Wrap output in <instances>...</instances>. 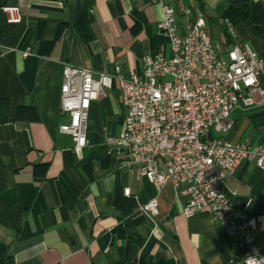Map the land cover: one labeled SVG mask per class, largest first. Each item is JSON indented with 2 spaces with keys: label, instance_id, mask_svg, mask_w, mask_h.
<instances>
[{
  "label": "crops",
  "instance_id": "1",
  "mask_svg": "<svg viewBox=\"0 0 264 264\" xmlns=\"http://www.w3.org/2000/svg\"><path fill=\"white\" fill-rule=\"evenodd\" d=\"M164 2L175 11L179 33L201 12L217 53L225 56L231 48L225 20L233 14L228 0ZM6 6L18 7L20 22H7ZM161 18L153 0H0V264L236 261V239L224 223L203 213L185 217L186 195L170 182L158 190L105 145L107 135L120 134L126 114L117 80L91 101L88 143L79 155L70 135L59 132L68 121L60 110L63 65L115 79L140 75L144 56L169 55L157 26ZM233 32L264 60V42L247 23ZM259 78L264 87V67ZM230 117L223 138L264 145V94L255 93ZM222 183L232 206L246 207L254 219L250 232L264 252V169L242 161ZM153 197L156 215L141 209Z\"/></svg>",
  "mask_w": 264,
  "mask_h": 264
},
{
  "label": "built area",
  "instance_id": "2",
  "mask_svg": "<svg viewBox=\"0 0 264 264\" xmlns=\"http://www.w3.org/2000/svg\"><path fill=\"white\" fill-rule=\"evenodd\" d=\"M153 1L162 8L157 26L169 41V55L144 56L142 73L129 78L64 64L60 110L68 121L59 125V132L70 135L79 155L88 143L91 101L106 95L117 80L126 114L120 134L105 137L107 148L132 170L138 168L158 190L170 182L186 195L181 209L185 217L203 213L224 223L225 232L236 239L234 264H264V252L250 232L254 219L246 207L232 206V194L222 183L224 173L242 161L264 169V145L234 143L221 136L231 129L230 113L236 106L249 105L255 93L264 94L259 78L264 60L237 41L228 19L231 48L221 57L201 12L179 33L173 7L164 0ZM4 11L7 22L21 21L17 6H6ZM183 13L191 10L184 8ZM211 132L215 136H209ZM123 193L129 195V188ZM141 209L156 215L157 197Z\"/></svg>",
  "mask_w": 264,
  "mask_h": 264
},
{
  "label": "trees",
  "instance_id": "3",
  "mask_svg": "<svg viewBox=\"0 0 264 264\" xmlns=\"http://www.w3.org/2000/svg\"><path fill=\"white\" fill-rule=\"evenodd\" d=\"M232 15L228 16V20L232 26L245 22L249 25L252 32L264 42V6L253 0H228ZM85 29V28H84ZM84 38L85 30H82Z\"/></svg>",
  "mask_w": 264,
  "mask_h": 264
}]
</instances>
